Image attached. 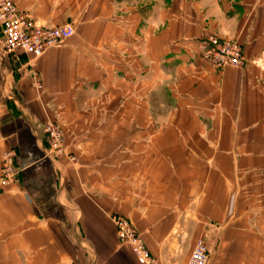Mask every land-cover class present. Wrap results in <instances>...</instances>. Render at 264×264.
I'll use <instances>...</instances> for the list:
<instances>
[{"label": "crops", "instance_id": "0c3cea01", "mask_svg": "<svg viewBox=\"0 0 264 264\" xmlns=\"http://www.w3.org/2000/svg\"><path fill=\"white\" fill-rule=\"evenodd\" d=\"M74 35L40 57L0 29V264H138L113 215L165 264H264V0H16ZM210 35L243 67H211ZM38 83L42 89H38ZM58 122L67 154L48 155Z\"/></svg>", "mask_w": 264, "mask_h": 264}, {"label": "built area", "instance_id": "2783aa9c", "mask_svg": "<svg viewBox=\"0 0 264 264\" xmlns=\"http://www.w3.org/2000/svg\"><path fill=\"white\" fill-rule=\"evenodd\" d=\"M0 29L5 54L21 51L35 57L63 45L75 33V27L71 24L57 27L39 25L30 11L19 9L16 0H0ZM198 50L201 58L214 68L243 67L247 61L239 41L225 40L215 35L200 41ZM37 87L42 89V84L38 83ZM44 132L47 136L49 156L67 155L72 161H76L74 155L67 154L65 132L58 122L47 119ZM17 179L15 153L6 151L0 166V186L6 187ZM111 219L116 226L119 243L131 249L138 264H165L151 252L143 235L129 218L113 215ZM211 253L209 240L205 235H201L195 242L186 264H208Z\"/></svg>", "mask_w": 264, "mask_h": 264}]
</instances>
